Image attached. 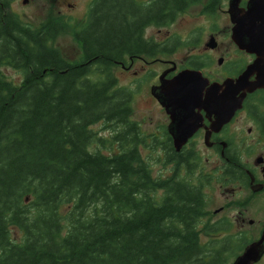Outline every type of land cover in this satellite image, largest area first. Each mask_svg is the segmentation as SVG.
Here are the masks:
<instances>
[{
    "label": "trees",
    "instance_id": "trees-1",
    "mask_svg": "<svg viewBox=\"0 0 264 264\" xmlns=\"http://www.w3.org/2000/svg\"><path fill=\"white\" fill-rule=\"evenodd\" d=\"M200 1L157 0L150 10L97 2L87 30L74 33L87 36L82 54L69 61L52 44L68 25L62 16L31 27L0 0V264L228 263L230 240L209 237L205 222L198 230L211 214L203 186L180 178L191 155L159 142L173 172L153 177L129 119L131 94L113 72L114 57L141 50V29L161 23L164 4L171 23ZM98 122L113 135L99 136ZM115 144L112 153L98 147Z\"/></svg>",
    "mask_w": 264,
    "mask_h": 264
},
{
    "label": "flooded vegetation",
    "instance_id": "flooded-vegetation-1",
    "mask_svg": "<svg viewBox=\"0 0 264 264\" xmlns=\"http://www.w3.org/2000/svg\"><path fill=\"white\" fill-rule=\"evenodd\" d=\"M5 1H7L8 9L16 14L12 9V4L15 0ZM32 1L35 0H21L25 5L31 4ZM101 1L102 0H86L84 7L81 8L80 13H77V16L69 12L59 11L52 17L56 18L65 15H67L69 19H71L70 16L78 17V26L71 33V36L72 40L75 41L78 46H85L87 41L86 34L83 39L81 38L80 40V38H74V33L88 26L95 4ZM133 1L138 6L146 8L150 6V10L151 5L157 0ZM163 2L164 1L161 3ZM195 4H201L200 10L196 14L203 25L193 30V32L198 30L199 33L202 31V34L205 35V39H202L201 36H193L192 43L195 48L202 49L203 54L194 55L190 57L186 63L182 62V64L180 61L176 63L168 58L164 60L157 58V56H165L173 50L169 51L168 49L169 39L166 33L161 36V39L156 38L157 35L154 32H151L149 36L146 35V30L148 28L155 29L159 34L174 22V20L171 23L166 21L167 14L164 11V4V6L160 8L161 16L157 17L161 23H149L144 25L141 29V38L144 42L140 44L141 50H135L134 53L130 54L117 55L113 58L115 65H118L124 72L129 73L131 76H138L144 71V67L138 62L148 65L156 61H163L162 63L166 65L160 74L168 70L165 75L167 79L184 68L199 70L210 82H222L226 78H236L243 71L245 66L255 58V55L240 50L231 40L232 23L227 12L228 8L227 10L221 11L226 15L227 31L231 41L232 51L228 48H225L223 52L221 51V47L217 42V26L215 19L220 11L221 1H219V3L215 2L212 5L210 0H201L200 2L189 5L183 9L182 12L179 11L176 16L188 11V9L192 8ZM246 4L247 0H240L239 7L245 8ZM67 5L70 12L77 8L76 2L68 3ZM66 22L69 25L68 20H66ZM211 39H213L215 47H210L208 45ZM177 42V46H180L181 43L183 45L187 43L183 40H177ZM212 52H220V54L223 55L217 58V64L220 65L221 63H225L226 65L223 68H230L223 72L224 78L221 80H212L204 69L213 61V57L210 55ZM225 56L229 59L233 57L238 58L236 61L224 60L226 58ZM93 59L95 58H91L89 61ZM158 83L159 77L157 83L151 84L150 89L153 85H157ZM118 87L120 86L118 85ZM124 89L128 91L126 88ZM128 92L132 95L131 91ZM199 114L202 117L200 125L187 138L186 143L180 147L182 159L187 154L191 155L187 158L190 164L180 162V178L186 179L194 184H197L199 181L200 185L203 187L205 184L213 183L215 184L216 190L220 191V194H223V197H226L224 194H226L227 187L230 185L228 201L232 203L231 205H233L234 208L227 216L220 218L222 216L221 213L226 211L229 204L224 203L218 206L213 211H210V215H204L199 219L200 223H198V230L203 226L201 223L205 222V224H209V226L215 228L212 230L213 232L211 231L209 233L211 237L230 240L228 246L230 251L233 250V257L227 264H233L235 258L242 254L249 245L259 241L263 237L262 253L257 260L252 261L250 264H264V89H256L250 93H246L242 99L241 107L235 111L231 119L218 131H213L210 127L214 121L213 114L206 115L203 109H195L191 115L194 118ZM132 122L137 128L136 132L143 137L142 140L140 139L142 142H163L168 139L172 141L167 131L168 123L161 126L158 131L146 132L141 128L138 122ZM205 137L207 139H205ZM200 139H203L204 145L219 158L213 170L208 167V162H210L209 158H206L205 162L203 161L204 156L198 149V142ZM221 225L222 229L216 230L217 227L215 226Z\"/></svg>",
    "mask_w": 264,
    "mask_h": 264
},
{
    "label": "rangeland",
    "instance_id": "rangeland-1",
    "mask_svg": "<svg viewBox=\"0 0 264 264\" xmlns=\"http://www.w3.org/2000/svg\"><path fill=\"white\" fill-rule=\"evenodd\" d=\"M74 2L77 3V8L76 10L70 12L67 4ZM85 2L86 0H35L32 1L31 4L25 5L21 2V0H15L12 4V9L16 12L21 21L27 23L31 27H38L59 11L66 13L69 12L77 16V13H80L81 8L84 7ZM220 5V11L215 19L217 26V42L223 52L225 48L231 50V41L228 37L226 15L221 11L227 10V0H221ZM200 8L201 4L193 5L192 8L188 9V11L176 16L174 22L167 26V28L159 34L155 29L148 28L146 30L147 36H149L151 32H154L157 35L156 38L158 39H161V36L165 33L166 36L168 35V49L169 51L173 50L165 56H157L158 59L164 60L168 58L176 63L180 61L182 64V62L186 63L189 58L194 55L203 54L202 49L195 48L192 43L193 36H201L202 39H205V35L202 34V31L199 33L198 30L193 32V30L203 25V23L199 21L198 15L196 14ZM62 17L68 20L69 25L66 26V29L61 34L56 36L57 38L54 42H52V44L58 48L61 54L69 61H75L80 58L81 51L77 43L72 40L71 33L77 28L79 18L70 16L71 19H69L67 15ZM170 40H172V42ZM177 40H183L187 43L184 45L181 43L180 46H177ZM210 55L213 57V61L210 65H207L206 68H204L205 72L212 80H221L224 78L223 72L230 68H223L226 65L225 63H221L220 65L217 64V58L219 56H223L220 52H212ZM237 58L238 57H233L229 59L226 57L224 60L236 61ZM162 62L163 61H156L148 65L138 62L144 67V71H142L138 76H131L129 73L124 72L118 65H115L113 69V72L118 80V85L132 92L130 120L138 122L139 125H141V128L146 132L155 130L158 131L161 126L168 123V117L165 111L150 92L151 84L157 83L158 76L166 65ZM1 70L6 78L13 83H18L21 80V73L15 69L11 67H1ZM93 129L99 136L106 138H109V136H112L114 133V130L110 127L108 128L103 122H98L93 125ZM158 144L159 142L150 143L149 141H144V145L139 146V149L142 157L146 158V162L150 165L153 177H168L173 172V165H162L163 151ZM98 147L103 153H112L118 150L116 144L113 145V148L111 149L103 146ZM198 149L204 156V162L206 161V158H209L210 162H208V167L213 170L215 165L218 163V156L204 145L203 139H200L198 142ZM230 187L231 186L228 185L226 194H224L226 197H223V194H220V191L216 190L215 184L213 183L205 184L203 187L207 199L206 208L208 211H213L224 203L229 204L226 211L221 213L222 216L220 218L227 216L234 208L233 205H231L232 203L228 201ZM231 259L232 257L228 262H230Z\"/></svg>",
    "mask_w": 264,
    "mask_h": 264
},
{
    "label": "water",
    "instance_id": "water-1",
    "mask_svg": "<svg viewBox=\"0 0 264 264\" xmlns=\"http://www.w3.org/2000/svg\"><path fill=\"white\" fill-rule=\"evenodd\" d=\"M239 2L228 1L230 38L240 50L254 54L255 58L236 78L210 82L199 70L186 68L167 79L166 70L160 75L159 84L151 88V94L169 117L167 130L176 152L200 125L201 115H191L195 109L213 114L210 127L218 131L241 107L246 93L264 89V0H247L245 8L239 7ZM208 45L215 47L213 39ZM262 240L263 237L249 245L233 264L257 260L262 253Z\"/></svg>",
    "mask_w": 264,
    "mask_h": 264
}]
</instances>
